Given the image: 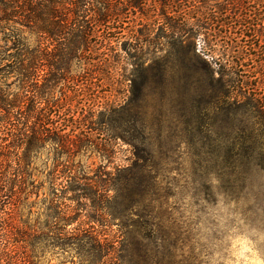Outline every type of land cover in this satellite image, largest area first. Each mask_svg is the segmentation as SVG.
Returning a JSON list of instances; mask_svg holds the SVG:
<instances>
[{"label":"rangeland","instance_id":"rangeland-1","mask_svg":"<svg viewBox=\"0 0 264 264\" xmlns=\"http://www.w3.org/2000/svg\"><path fill=\"white\" fill-rule=\"evenodd\" d=\"M230 3L216 0L222 33L213 80L185 44L172 47L161 32L149 33V22H141L139 72L121 62L107 69L101 85H93L100 91L84 109L106 100L122 104L127 96L134 100L139 82L147 83L139 109L144 136L137 144L145 160H135L131 148L116 139L110 141L109 163L102 162L113 175L115 166L127 169L117 178V200L109 204L114 219L103 229L115 245L108 264H264V0L257 13L230 9ZM44 42L47 51L54 45ZM82 67L71 65L75 84ZM41 74L47 78V68ZM132 74L135 87L128 92ZM45 158H51L48 150L34 160L41 181ZM80 162L92 171L101 164L91 152ZM127 177L132 181L124 186ZM46 187L29 199L22 192L16 207L0 214L14 262L23 255L27 226L40 222ZM64 256L48 254L43 264L77 261L71 253Z\"/></svg>","mask_w":264,"mask_h":264},{"label":"trees","instance_id":"trees-1","mask_svg":"<svg viewBox=\"0 0 264 264\" xmlns=\"http://www.w3.org/2000/svg\"><path fill=\"white\" fill-rule=\"evenodd\" d=\"M250 1L231 0L230 9L257 13L260 0ZM220 17L216 0H0V214L16 207L22 192L29 199L47 184L48 196L40 222L27 226L18 263L7 249L6 221L0 217V264H43L46 255L60 260L67 252L77 258L73 264H108L115 245L103 229L114 219L109 204L117 200V178L127 169L115 166L113 175L102 162L109 163L110 141L116 139L131 148L135 160H145L137 144L144 136L139 109L147 83L139 82L134 100L127 96L122 104L106 100L84 109L97 97L93 85H101L107 69L121 62L139 72L141 22H149L155 27L149 33L161 32L172 47L185 44L213 80ZM48 39L54 43L49 51ZM225 43L234 46L230 37ZM74 62L83 65L78 84L69 76ZM129 81L133 92V74ZM43 150L51 158H45L41 181L34 160ZM87 152L101 160L93 171L80 162ZM131 181L127 177L124 186Z\"/></svg>","mask_w":264,"mask_h":264}]
</instances>
